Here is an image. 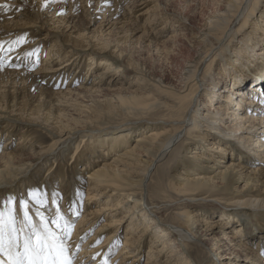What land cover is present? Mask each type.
<instances>
[{
  "label": "bare ground",
  "instance_id": "bare-ground-1",
  "mask_svg": "<svg viewBox=\"0 0 264 264\" xmlns=\"http://www.w3.org/2000/svg\"><path fill=\"white\" fill-rule=\"evenodd\" d=\"M110 1L108 0V3ZM118 1L114 0L116 6ZM141 1L132 0L134 3L131 6L134 8L137 5L145 6L150 0ZM225 1L228 2L229 11L227 15L220 16L221 18L216 17L210 20L208 24L210 31L215 30L216 33H223L239 12L245 9L246 0ZM261 1L263 0L251 1L248 10L245 9L244 22L241 27H244L249 22L250 17L256 14ZM124 2L127 1L124 0ZM95 3V9L98 8L99 10L101 3L106 2L105 0H97ZM9 8L4 7L2 9L0 7V13L4 14L5 10ZM125 9L127 8L125 7ZM77 12V7L70 9L72 15ZM152 12H154L152 8L142 12V17L149 13L151 15ZM92 14L89 13V15ZM263 14L258 16V22H264ZM4 15L1 17L6 20H0V42H3L2 47L6 58L4 67L0 68V75L7 80L2 81L0 79V87L3 84L7 85L18 81L25 93H28L31 87L34 92L20 98L19 104L22 109L20 113H17L18 115L9 112L2 114V107L0 106V128L4 126L3 129L12 134L18 129L23 132L30 126H38L44 129L43 131L50 138L55 139L52 145L47 148L42 145L39 146L36 142H28L27 137H22L17 142L16 149H9L0 155V192L11 190L12 194H15L16 192L19 193L17 189H20L22 196L26 197L24 194L31 189L43 190L41 183H39L43 173L42 180L45 182L48 194L45 195L46 198L43 197L42 199L45 201L50 199L52 209H47V207L40 209L39 206L34 208V215H36L33 217V221L40 224L42 215L49 228L57 235L63 234L65 224L70 225L67 229L69 234L66 236L68 238L70 236V239L65 243L68 245V253L71 257L77 246L81 244V240L88 236L91 228L101 222L95 235L84 241L83 247L73 264H105L106 260L108 262L109 253H112L119 244L120 238H124L122 240L123 248H120L113 255L111 262L114 264H180L183 260L189 264L187 258L191 257V250L200 251L196 249L195 246L198 245L193 243L194 239L204 244H211V251L215 253L214 255L217 260L219 259L220 264H230L229 262L239 260L242 264H264V166L252 167L251 171L245 174V177L239 171L252 163L264 165L262 161L264 158L257 159L253 156L256 154L255 152L249 153V149L241 145L243 139L246 140V143L252 142L254 148L263 151L262 156L264 157L263 24H253L254 30H252L249 39L248 34L239 38L240 41L234 50V54L230 55L225 63L216 62L215 58L210 62V71L215 68L216 62V72L219 74L217 79L223 81V84H227L219 88L213 84H207L208 86L203 91L206 89L208 94L206 92L199 96L198 93L205 85V80L199 79L197 73L193 74L189 78L194 80L186 82L183 91L179 92L177 105L170 104L168 106L169 112L173 116L167 119L165 115L160 116L161 110L159 109V107L167 105L143 101L150 95L137 92V90H125V94L121 90L122 88L114 87L113 89L111 86L101 89L103 83L116 81V79L111 78L113 72L106 66L108 64L106 59L99 61V64L96 65L99 69L92 73L95 75L93 79L86 77L89 75V71L88 75L80 78L84 81L81 86L64 89L63 85H59L61 76H65V72H74L73 69L78 67L81 62L77 60L81 58L80 55H77L78 58H76L72 57L71 53L75 55L76 51L91 47L88 42L89 39H92L89 36L91 30L85 35H75L73 32L66 33L64 40L53 43V34L60 35L57 34L54 26L45 27L46 21L31 19L32 22L30 23L16 22V27H11L9 26L11 19L3 17ZM130 19L134 21L132 17ZM45 28L46 33L44 32ZM239 32L241 33V29L229 35V44L235 40ZM201 37H204L202 39L204 42L208 34L201 33L197 36V38ZM250 39L253 41L249 47L246 44ZM29 40L35 41L36 44L29 45L33 43ZM17 41L19 42L17 43ZM26 41L28 44L24 45ZM37 43L47 47V57L44 56L42 66L37 71L32 72L26 66L33 64V62H29L30 56L25 54L36 53L39 47ZM63 46L66 49L71 48V51L68 52L69 55L63 53L61 49L55 48H63ZM9 49L11 50L9 51ZM12 64L18 66L12 67L10 66ZM93 66L91 65V67ZM74 76L70 83L79 80V77L75 78ZM189 78L188 80H191ZM109 79L112 80L107 81ZM43 82L46 84H42ZM70 83L68 82L66 86ZM101 90H116L115 100L82 104V112H80L78 119L86 120L85 127L79 125L71 128L62 120L60 115L63 110L56 105L62 103L68 94L70 95L73 91H78L80 94L83 92L92 94ZM15 97L17 96L15 95L10 99V108L15 107ZM3 99L0 91V104ZM198 100L201 102L200 106L197 104ZM27 106L30 107L24 111ZM121 111L126 114L151 115L154 116V120L150 121L152 124L147 121L143 122L144 120L129 121L128 126H113L107 129H97L92 124L102 120L101 118H106V115L120 114ZM11 116H16V118L12 120L13 117ZM225 116H227V120H230V123L235 122V124L233 126L224 124L223 117ZM191 120H193L192 123ZM131 123L134 125L131 126ZM137 128L141 132L140 135L136 136L135 134L139 132ZM85 131H87L85 139L86 136L88 137L86 140L94 139L92 143H95L96 146L99 145V147L91 144L92 148L96 147L97 149H90L86 147L88 146L85 145L86 143H83L84 145H76L73 150V145H71L72 147H69L71 151L68 149L69 152L64 153L68 159L67 157L64 158L62 172L56 174L55 168L60 169L59 162L62 161L64 155H61V159L59 158L60 154L57 157L55 155ZM22 132L18 134L24 136ZM183 132H185L183 139L186 138V142L190 144V149H186L185 152L191 150L190 153L192 154L182 152L178 163V168L182 170V173L175 177L176 182L170 183V186L167 185V190L166 182H163V177L167 175L165 168L159 169L158 181L152 180L157 168L155 163L166 157L169 153V146ZM1 133L3 132L0 130ZM133 137H136L134 143L132 142ZM207 145L210 146L207 147ZM123 146L127 147L125 148L127 150L121 153L119 150ZM174 146L175 144L172 149ZM28 147L31 149L23 152V149ZM100 152L102 155L98 156ZM53 155L56 158H54L51 167L46 171H35L40 163H45ZM96 155L98 156L96 158L102 157V160L92 159ZM27 157H37V160L34 163H28L24 161ZM123 157H129L135 163L124 161ZM84 161L85 167L79 169V165ZM44 163L42 164L43 167L46 164ZM207 163L212 164L207 165ZM93 164H97V166L92 167ZM121 164H124L126 168L121 167ZM206 165L210 171L216 172L214 176L207 177L204 174L205 172L202 170ZM127 167L128 169L132 168V170L128 171ZM77 168L79 172H77ZM71 170L74 174L68 175V171L70 174ZM80 171L86 172L88 179L85 188L87 189V197L84 205L79 203L83 192H78L77 187L74 186V184L76 186L80 184L82 186L80 188L84 189L85 185L81 179L77 178ZM36 176L38 179L34 180ZM30 177L32 178L29 181ZM84 177L86 176L84 175ZM241 180L246 182V186L251 187L247 190L245 197L241 198L243 200L231 198L233 204H218L219 206L206 203V197H204L206 194H233L235 185ZM259 186L262 190L258 193L260 195L255 196V191H258ZM168 191L171 193L170 197L175 196V199L163 203L166 204L165 207L159 206L160 201L166 199L164 192ZM259 197H262L263 201H259ZM29 201L30 199L27 198V205L31 203ZM45 201H40L39 204L47 206ZM198 204H205L207 207H199ZM149 206L154 208V217L146 209ZM208 206L224 211L214 212ZM231 206H236V210L229 209ZM190 208L196 209L191 210ZM82 209L83 211H81ZM65 211L69 213L67 214ZM21 212L17 207L16 215ZM79 212L81 217L77 221L78 223L72 227V216L75 217ZM217 213L223 218L212 223L211 219ZM55 218L56 223H60V226L57 227L59 229L55 228L56 224L55 226L51 224ZM167 224H169V228H165ZM171 227H175V229ZM72 229H74L73 235H71ZM218 231V234L215 233ZM146 244H148V255L143 260L141 256ZM185 248L188 250L183 251L182 249ZM197 260L199 261V259ZM223 260L226 263H222ZM0 261H4L6 264L7 257L0 255ZM195 264L203 263L197 262Z\"/></svg>",
  "mask_w": 264,
  "mask_h": 264
},
{
  "label": "rangeland",
  "instance_id": "rangeland-1",
  "mask_svg": "<svg viewBox=\"0 0 264 264\" xmlns=\"http://www.w3.org/2000/svg\"><path fill=\"white\" fill-rule=\"evenodd\" d=\"M96 1L97 0H90V1L71 0L70 2V0H53V2H49V0H0V5L3 6L1 7L2 9L4 7L5 8L10 7L8 10H5L6 11L4 13L5 15L3 13H0V20L1 19L6 20L2 18L1 15H4L3 17H9L11 19L9 21V26L11 27L13 26L16 27V22L30 23L32 22L31 19L46 21L47 25H45V27L49 28L51 26H54L57 30V34L60 35L57 36L53 34L54 35L53 43H58L59 40L61 41L64 40L66 33L73 32L75 33V35L77 34L85 35L89 33L88 32L89 30H91V34L89 36H91L92 39L88 40L91 47L86 50H78L76 51L75 55L71 53L72 57H76V58H78L77 55H80L81 58L77 60L81 62L78 65V67L73 69V71L75 70L74 72L71 73L65 72V76L64 75H63L64 77L61 76L59 81L61 83H59V85H63L64 89L72 88V87L77 88L78 86H81L84 83V81L81 80L80 78L82 77L84 78L89 71V75L87 74L88 76L86 77L93 79L95 75L92 73L96 71V69L97 70L99 69L97 68L96 65L99 64V61H103L104 59H106V61L108 62L106 66L109 68V70H111V72H113L111 78L116 79V81L103 83L101 89H104V87L107 86H111L113 89L114 87L122 88L121 90L124 93L125 90L127 91L137 90V92L150 95L148 98L143 99V101L146 103L148 102L154 104L164 103L163 105H167L164 107H159V109L161 110L160 116L162 117L163 115H165L167 119L173 116L169 112L170 108H168V106L170 104L177 105V103L179 102L178 101V95L180 94L179 92L183 91V86L186 82L188 81L191 82L194 80L193 78H189L192 77L193 74L197 73L199 79L203 78L205 80L204 83L205 85L203 86L202 89H200V92L198 93L199 96H202L206 92L208 94V91H206V89L205 91H203V89L208 86L207 84L210 85L213 84L217 86V88L227 84V83L223 84L222 83L223 81L217 79L219 74L216 72V68H217L216 62L220 61L225 63L226 60L230 58L229 56L230 55L232 56L234 54V50L236 49V46H238V43L240 41L239 38L241 36L243 35L246 36V34H248L249 35L248 39L249 37H251L252 35L251 32L252 30H254L253 24L255 23L263 24L264 27V22H260V21L258 22L259 19H257L259 15H262V13H264V0L261 1L260 4L258 5L256 14L250 17L249 22H247V24L244 27H241L242 23L244 22L243 15L245 14V9L248 10L247 8L251 5V1H253V0H246L245 9L242 12H239V14L228 25V27L224 30L223 33H216L214 32L215 30L210 31L208 24L210 20H212L213 18L227 15L229 8H228V2H226L225 0H150L149 2H147L148 3L147 5L145 6L137 5L135 8L134 6H131L135 1L132 3V0H126L127 2L125 3L124 0L123 2L122 0H119L116 6L114 0H111L109 3L108 2L103 4L101 3V8L99 10L98 8L95 9ZM143 1L144 0H142L141 2ZM74 7H77L78 12L72 15L70 14V9L72 10ZM109 7L111 10L109 9ZM125 7L127 9H125ZM151 8L152 10H154V12H152L151 15H149L150 14L149 13L148 15L142 17L143 16L142 12L151 10ZM132 9L137 14L131 12L133 11ZM89 13L91 14L93 13V14L89 15ZM131 17L134 21L130 19ZM152 19L154 20L152 21ZM149 20L152 22H150ZM238 29L239 30L241 29V33L239 32L235 40H233L231 44H229V35H232ZM44 32L46 33V28L44 29ZM201 33L208 34V37H206L204 42H202V39H204V37L197 38V36L200 35ZM262 38L264 39V31ZM252 41L253 40L251 39L248 40L246 46L248 45L250 47V43ZM29 42H33L30 43L29 45L36 44L35 41L29 40ZM27 44L28 43L26 41L24 45ZM37 46H39L36 51L37 54L33 53V55H31L29 58V62L32 61L33 64H28L26 66L32 72H35V70L37 71L42 66L41 65V63H43L42 59L44 58V56H46L47 53L46 52L47 47H44L43 44L39 45V43H37ZM55 48L61 49L63 53L65 52L68 55H69L68 52L71 51V48L66 49L64 46L63 48H59V47H55ZM95 50L97 51V53ZM214 58L216 59L215 68L212 71H210L209 64ZM91 65L94 66L91 67ZM73 75H75L74 76L75 78L79 77V80H74L75 81L74 83L73 82L70 83V81L73 80L72 78ZM188 78L191 80H188ZM0 79L2 81L7 80V78L5 79V77L2 75H0ZM111 80L112 79H109L107 81H111ZM68 82L70 83L69 84L70 86L68 85L69 87L66 86ZM42 84H46V83L43 82ZM0 91L4 98L3 100H1V104H0V106L2 107L1 113L7 114L9 112L11 114L15 113L16 115H18L17 113H20V110L22 109L19 104L20 98L23 95L24 96L30 95V92H34L31 87V90H29L28 93H25V90L22 89V85H20L18 81L12 84H7V85L3 84V86L0 87ZM115 91L116 90L113 91L101 90L98 93H92V94H90V92H83L80 94L78 93V91L77 92L73 91L70 95L68 94L66 98L63 100L64 104L62 102V103H58L56 106L63 110L60 117L62 118L63 121L66 122V124L69 125V127L75 128L78 127L79 125L80 127H85L86 120L83 121L84 119H80V120L78 119L80 117V112H82L81 111L82 110L81 107L83 108L82 104H86V103L92 104L95 101L111 102L115 100L114 99L116 96L115 93L117 92ZM31 94L33 95V93ZM15 95L17 96L15 97L16 98L15 107L10 108V103H11L10 99L13 98V96ZM197 104L198 106H200L201 104L200 100L197 101ZM29 107L30 106L25 107L24 111H26V109H28ZM104 114H106V112H104ZM11 117H13L12 120L16 118V116H11ZM105 117L106 118H101L102 120H98L96 123H92L94 126H96L95 128L107 129V128H112L113 126L125 127L128 126L129 121H137V120H144L143 122L147 121L150 124H152L151 122L152 120H154L153 119L154 116L151 115H145V114L142 115L137 113L126 114L125 112L122 111L120 112V114L118 113L113 115H106ZM226 117L227 116L223 117V123L226 125L233 126L235 122L230 123V120H227ZM192 121L193 120H191V123ZM130 125L132 126L134 124L131 123ZM3 128L4 126L0 128V130L3 132L0 134V155H2L5 151L9 149L10 150L16 149L17 142L22 137L23 138L27 137L28 142L29 141L31 143L36 142V144H38L39 146L42 145L47 148L52 145L55 139V138L53 139L50 138V136L43 131L44 129L38 126H33V127L30 126L27 130L23 132L18 129L12 134L11 132ZM80 129L83 130V128ZM201 129H202V125H201ZM19 132H22L24 136L19 135L18 134ZM140 132L141 131L137 132L135 135L136 136L140 135ZM86 133L87 131L82 132V134H80L81 136L79 135V137L78 136L75 137L74 140L71 141L72 143L70 142L67 144L68 146L66 145L63 148L61 147L62 150H60V152H58L55 155L57 157L60 154L59 156L60 159H61V155H64L62 156V161L59 162L60 169H57L58 167L55 168L56 174L62 172L61 168L62 166H64L62 163L64 162L65 157H67L68 159V156H65V154L69 152L70 150L69 147L71 145H73V150L75 149L74 147L76 145L78 144L84 145L83 143H86L85 145H88L86 147H89L90 149H97L99 147V145L96 146L95 143H92L94 139L86 140L88 139L87 136L85 139ZM184 135L185 132H183L182 135L169 146V150H168L169 153L166 155L164 159L157 161L155 163L157 165V168L155 169V177L152 180L158 181L157 174L159 169L161 170L162 168H165L166 169L165 173L167 175L166 177H163V182H166L167 190H168L167 185L169 184L170 186V183L176 182L175 177H177L179 174L182 173V170L178 168V163L180 161L182 152L184 153L186 149H190L189 146L190 144L186 142V138L183 139ZM104 136L107 137L106 134H104ZM238 136H240V134H238ZM135 138L136 137H133L132 140L133 143ZM83 139L85 140L84 142ZM91 144L95 145L97 148L96 147L92 148ZM174 144L175 146L172 149V146ZM210 145H207V147ZM241 145L249 149L248 150L249 153L255 152L256 154L253 156L256 157L257 159L260 160L264 158L262 156L263 151L260 150L259 148H254L255 146H253L252 142L246 143V140L243 139V143ZM125 148L127 147L123 146V148H121L119 152L122 153V151L123 152L126 151L127 149ZM30 149L31 148L29 147L25 148L23 149L24 150L23 152H27ZM253 149L254 151H252ZM190 152L191 150L185 153L192 154ZM101 155L102 154L100 152L98 156ZM55 156L53 155L49 157L51 160L50 159L47 160L45 162L46 164L43 162L45 164L44 167L42 166L43 163L40 164L38 163L39 165L37 164L38 166L36 167L35 171L38 172L40 170L46 171L49 167L53 165L54 158H56ZM98 156L97 155L93 156L92 159L95 158V160L97 159V161L98 160L101 161L102 157L96 158ZM35 160H37V157H27V159L25 158L24 161L28 163H34L36 162ZM123 160L132 162L133 164L135 163V161L129 157L128 158L123 157ZM262 161L264 162V159ZM211 164L212 163H207V165H211ZM257 164L258 163L249 164L247 168L244 167L242 170L239 171H241V173H243V176L245 177V174L251 171L252 167L264 166L262 164H258V165ZM85 165H86L85 161L82 162L79 165V169L85 167ZM207 165L203 167L204 170L202 171L205 172L204 174L207 175V177L214 176L216 172L210 171ZM96 166L97 164H93L92 167H96ZM120 166L126 168L124 164H121ZM79 169L77 168V172H79ZM131 170L132 168L128 169V171ZM72 173L74 174L73 171L70 174L68 171V175H71ZM85 173L86 172L80 171V174L78 173L77 175V178L81 179V182L85 185L84 189L80 188L82 187L80 184H77L78 186H76L73 183L74 186L77 187L78 192L80 191L83 192L79 202L81 205H84L87 197L86 196L87 189L85 188L87 187L88 179H87V174ZM84 175L86 177H84ZM31 178L32 177L29 178V181ZM42 178H43V173L41 174V178H40L41 181L39 182L41 183L40 185L43 187V190L38 191L37 189L36 190L31 189L29 192L25 191L28 192L24 194L26 197L22 196V191L20 189H17L19 193L16 192L15 194H12L11 190L8 192H0V209H5V201L9 197H14V196L16 199L14 201L13 206L16 209V213H17V207L19 208V211L20 210L22 211L21 213H18L17 219L23 218L24 209L21 206L20 201H26L27 198L30 199L29 202H31L30 204H32V205L30 204L27 205L29 215L32 216V219L36 215V214L34 215L35 212L34 208L39 206L40 209H44L45 207H47V209L48 208L52 209L51 208L52 203L50 199L49 201H45V199H42L43 197L46 198L45 195L48 194L47 188L45 187V182H43L44 180H42ZM37 179L38 177L36 176L34 180ZM245 183L246 182L244 180L239 181L234 187L233 194H228V193L226 194L224 193V195L206 194L204 196L206 197V203L207 204L213 203L216 206H219L218 204H222V205L233 204L232 201L230 200L231 198H234L236 200L238 199L243 200L241 198L245 197L247 190L251 188L249 185L246 186ZM260 188L261 187L259 186L258 191H255V196L260 195L258 194L262 190V189L260 190ZM242 193L244 195H239ZM164 195L166 199H162L160 201L161 204L159 205V206L162 205V207H165L166 205V204L164 205L163 203L170 202L171 200L175 199V196L170 197L171 193L169 191L164 192ZM237 195L240 197H235ZM246 198L249 197L246 196ZM258 200L263 201L262 197H259ZM40 201L43 202L45 201V203H47V206L39 204ZM200 201L202 202V200ZM198 205H200L199 207H203V208L207 207L205 204H198ZM208 207L214 212L224 211L223 209L220 208H215L212 206H208ZM146 209L149 211L150 215H152L153 217L155 216L153 211L154 208L149 206ZM190 209L195 210L196 208L195 209L190 208ZM229 209L236 210V206H231L229 207ZM81 211H83V209ZM65 213L67 212L65 211ZM80 217H81L80 212L79 214H76L75 217L72 216L71 219L72 227H74L78 223L77 221L80 219ZM222 218L223 216H220V214L217 213L213 215V218L211 220L212 223H216ZM100 223L93 226L91 228V231L88 232V236L84 237L81 240V244L77 246V248L75 249L72 255L73 261L79 255L83 247L82 244L84 243V241H87L88 238H91V236L95 235V232L99 227ZM51 224L53 226H55L56 224L55 228L59 229L57 227L60 226V223L59 222L56 223V218L51 222ZM166 227L169 228L170 227L169 224H167V226L165 225V228ZM175 227H171V228L175 229ZM215 233L218 234L219 231ZM73 234H74V229H72L71 231V235ZM68 239H70V236L69 238L64 237L65 242ZM189 239L192 240V238ZM122 240H124V238H120L119 244L115 247L112 253H109L107 257L108 264H114L113 262H111L112 261L111 259L113 255L120 248H123ZM193 243H196L198 245L195 247L200 251L196 252L195 250H191L192 251L191 257L189 256V258H187L189 264H195L197 262H201L204 264L206 261H207L206 264H220L219 259L217 260L214 255L215 253L211 251V247H212L211 244L210 245L207 243L204 244L200 241H196L195 239ZM182 250L187 251L188 249L185 248ZM147 255H148V244H146L145 247L143 248V252L141 256L143 257V260L144 257L146 258ZM197 259H199V261ZM182 262L180 264L187 263V261L184 262V260ZM222 263H226V261L223 260ZM229 263L242 264L240 260Z\"/></svg>",
  "mask_w": 264,
  "mask_h": 264
},
{
  "label": "snow or ice",
  "instance_id": "snow-or-ice-1",
  "mask_svg": "<svg viewBox=\"0 0 264 264\" xmlns=\"http://www.w3.org/2000/svg\"><path fill=\"white\" fill-rule=\"evenodd\" d=\"M2 43L0 42V68L4 67L6 58ZM25 55L31 56L33 53ZM15 199L9 197L5 201V209H0V255L7 257L6 264H73V258L69 255L68 245L64 240L69 234L67 229L70 225L65 224L63 234L57 235L49 228L42 215L40 224L34 223L26 201H20L24 209L23 218L17 219L13 206ZM0 264L5 262L0 261ZM105 264H108L107 260Z\"/></svg>",
  "mask_w": 264,
  "mask_h": 264
}]
</instances>
